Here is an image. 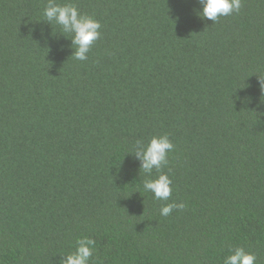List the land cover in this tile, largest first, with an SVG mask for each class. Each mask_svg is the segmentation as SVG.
<instances>
[{
    "label": "trees",
    "instance_id": "obj_1",
    "mask_svg": "<svg viewBox=\"0 0 264 264\" xmlns=\"http://www.w3.org/2000/svg\"><path fill=\"white\" fill-rule=\"evenodd\" d=\"M56 2L100 22L87 60L48 0H0V264H60L81 237L89 264H223L236 247L264 264V0L215 23L198 0ZM165 134L166 202L133 151Z\"/></svg>",
    "mask_w": 264,
    "mask_h": 264
},
{
    "label": "clouds",
    "instance_id": "obj_2",
    "mask_svg": "<svg viewBox=\"0 0 264 264\" xmlns=\"http://www.w3.org/2000/svg\"><path fill=\"white\" fill-rule=\"evenodd\" d=\"M198 3L201 7L197 15L213 23L221 17L239 13L242 7V0H198ZM43 16L51 24L59 26L63 34L71 37L72 46L75 48L71 56L75 60H87L93 44L100 38V22L92 16L81 14L72 3L60 4L56 0H48ZM259 87L261 91L264 90V79L259 78ZM137 145L133 151L140 161V170L148 177L142 182L143 191L151 193L156 200L169 201L172 180L162 169L168 164V154L174 150L173 143L165 134L151 137L146 145ZM153 171L157 173L155 178H152ZM185 207L183 202L165 203L160 208V215L167 217L174 210H183ZM94 246L93 239H77L75 250L64 256L60 264H89ZM223 264H256V256L243 247H236L223 259Z\"/></svg>",
    "mask_w": 264,
    "mask_h": 264
}]
</instances>
